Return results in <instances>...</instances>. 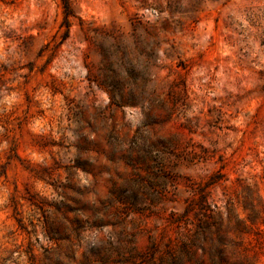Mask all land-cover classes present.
Listing matches in <instances>:
<instances>
[{
  "label": "rangeland",
  "instance_id": "obj_1",
  "mask_svg": "<svg viewBox=\"0 0 264 264\" xmlns=\"http://www.w3.org/2000/svg\"><path fill=\"white\" fill-rule=\"evenodd\" d=\"M0 264H264V0H0Z\"/></svg>",
  "mask_w": 264,
  "mask_h": 264
}]
</instances>
